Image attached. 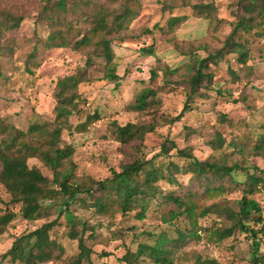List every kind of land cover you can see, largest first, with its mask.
I'll return each instance as SVG.
<instances>
[{
	"label": "rangeland",
	"instance_id": "374dc122",
	"mask_svg": "<svg viewBox=\"0 0 264 264\" xmlns=\"http://www.w3.org/2000/svg\"><path fill=\"white\" fill-rule=\"evenodd\" d=\"M104 2L110 3L107 0ZM240 2L241 0H142L141 13L131 23L127 32L128 39L113 43L118 62L117 73L121 80L110 84L102 80L103 61L96 56L93 48L79 52L71 47H45L44 42L50 28L39 20L43 0H0V22L9 16L22 17L17 29L0 36V118L21 132H26L35 123L51 126L55 115V83L59 78L75 75L82 82L78 86L79 114L77 119H73L72 127L86 122L88 116L97 115L99 119L89 121L81 132L73 129L62 131L60 145H69L74 150L67 170L75 168L78 178L102 181L112 178L114 174L121 172L123 165L137 158L150 161L155 166L172 161L180 168L185 167L189 160L176 156L175 150H171L169 156L161 155L160 146L164 140L169 139L176 144L177 149L189 151L197 160L210 158L211 161L219 160L229 167L237 165L239 170L233 178L238 184L229 183L228 178L224 177L221 180L224 184L223 191L203 195L190 174L180 173L176 175V185L171 186L165 181L157 184L162 192L167 194L177 190V194L182 195L197 191L200 195L196 196L195 201L199 206L228 205L235 210L244 188V171L253 173L254 167L264 170V153H257L253 149L258 141L264 139V35L260 38L240 35L242 41L247 39L250 43L247 66L252 73L249 78H244L246 70L240 69L236 61L237 54H226L211 69L214 73L213 90L230 89L233 98L240 100L239 103L234 104L228 96H219L216 91L209 90L208 97H196L190 102V112H185L178 121L158 125L141 143L120 144L115 139L114 125L150 121L149 114L132 112L127 107L133 102L136 93L147 86L157 92L160 114L170 119L179 116L187 101L188 86L182 82L183 77L177 74L169 75L170 83H164L167 68L174 69L186 59L176 48L204 46L206 49L196 54L201 58L210 52L221 50L233 25L242 14ZM195 4H213L215 16L225 23L216 31L211 30L205 18H197L192 14L191 6ZM67 6L72 11L77 6V0H68ZM171 15L188 16L176 33L178 45L167 42L161 31ZM67 18L76 17L69 14ZM90 27V21L76 23L70 36L71 44L79 39V33H84ZM262 30L261 26L256 28L257 32ZM151 45L155 57L140 53L141 48ZM152 69L157 72L154 80H150ZM228 69L238 72L241 83H229ZM246 82L248 83L244 86ZM221 114L230 123L220 122ZM221 139L222 148L213 149ZM28 140L36 144L30 137ZM241 144L244 145V152H239L238 146ZM27 162L30 167L37 166L49 180L52 179V172L44 164L36 159H29ZM248 198L259 204L264 220V195L256 193ZM9 201L10 195L0 184V216L6 208L16 214L6 232L0 235V255L6 253L20 236L62 214L61 224L53 228L50 237L61 245L63 254L60 260L43 264H69L78 254L77 241L71 240L66 234L72 220L86 222V229L93 228L98 236L96 242L85 239V245L93 251L92 264H125L122 257L127 251L135 252L139 244H153L159 234H165L172 241L177 238V228H188L183 217L175 219L172 225L159 221L160 214L175 210L172 204L163 205L158 211H149L144 222L135 220L134 213L126 217L119 213L113 217H98L91 207H83L79 202L72 203L65 213L61 208H52L42 220L28 222L21 217L18 207ZM220 220L213 214L199 220L198 224L204 228H216L221 226ZM131 226L136 229L126 231L124 235L113 233L116 228ZM250 226L255 229L260 227L259 224L252 223ZM81 229L76 226L79 234ZM200 234V240L189 239L175 250L173 264H198L204 260H213L216 264H255L251 255L252 236L237 231L230 238L216 242L209 239L207 232L201 231ZM88 235L87 230L84 238ZM257 238L260 241L259 256H264V235L258 233ZM254 240L257 242V239ZM3 264L10 263L4 261ZM138 264L153 263L143 260Z\"/></svg>",
	"mask_w": 264,
	"mask_h": 264
},
{
	"label": "trees",
	"instance_id": "16d2710c",
	"mask_svg": "<svg viewBox=\"0 0 264 264\" xmlns=\"http://www.w3.org/2000/svg\"><path fill=\"white\" fill-rule=\"evenodd\" d=\"M77 0V6L70 11L67 6L68 0H43V7L39 20L50 28L49 34L44 42L47 49H64L71 47L75 51L86 52L90 48L96 51V56L103 61L102 80L115 84L121 80L117 73V57L113 49V43L128 39L127 32L131 23L141 13L142 0ZM116 5V6H115ZM171 7V5L169 6ZM192 14L197 18H205L209 28L216 31L225 22L215 16L213 4H195L191 6ZM241 16L233 25L231 32L221 50L210 52L201 58L197 54L205 50L204 46H189L186 49L176 48L181 56L186 59L178 67L166 70L164 83H170L169 75L183 77L182 82L188 86L187 101L183 111L176 118L170 119L158 112L159 102L157 92L153 88L144 87L139 90L133 102L128 104V109L139 114H149L148 123H127L123 126L114 125L115 139L122 145L131 142L144 141L147 134L154 132L158 125H166L178 121L185 112H190L192 102L196 97H208V92L216 91L219 96H228L229 100L237 104L239 99L232 96L230 89H217L214 87L213 66L224 58L226 54H237L236 61L246 70L249 78L252 70L247 66L250 55V43L242 39L240 35H252L262 37L264 35V0H241ZM71 12V13H70ZM73 14L76 18L68 19ZM188 19L186 15H171L167 18L165 26L161 27L162 34L167 42L178 45L177 31ZM22 17L9 16L0 22V36L6 32L17 29ZM81 21H90L91 27L84 33H79V39L71 44L70 36L74 25ZM263 27L261 32L256 28ZM140 53L145 56L155 57L153 46L143 47ZM89 60H86V64ZM229 83L238 85L241 78L238 72L228 69ZM157 78V72L151 70L150 80ZM81 79L75 75L59 78L54 87V120L51 126L46 124H32L26 132L16 130L7 125L0 118V184L10 195L9 203L17 206L21 217L28 222L42 220L48 216V210L61 208L67 212L70 205L79 202L83 207H91L93 213L98 217H113L116 213L126 217L130 213L138 222H144L149 211H158L163 205L172 204L175 210L159 215V221L165 225H172L178 217H183L188 223V228L176 229L177 238L169 240L165 234L156 236L153 244H139L135 252L127 251L122 257L125 264H138L139 261L148 260L153 264H173V253L182 247L189 239L200 240L201 231L208 233L211 241H222L230 238L235 232L245 233L252 236L251 255L255 264H264V256H259L258 233L264 235V220L261 216L259 204L248 196L256 193L264 195V170L254 167L253 173H248L243 183L242 196L237 202V208L212 204L210 206H199L195 201L199 192H187L177 194V190L164 194L157 185L165 181L169 185H176V175L180 173L190 174L191 179L197 182L203 195L212 192L220 193L224 190L221 183L224 177L228 182L237 185L233 176L239 168L237 165L226 166L219 160L211 161L210 158L197 160L189 151L179 150L176 144L166 139L160 146L161 155L169 156L171 150L176 151V156L186 158L189 163L180 168L174 162H161L158 166L152 165L150 161L137 158L129 164L123 165L121 172L114 174L112 178L102 181L90 178H78L75 168H68L73 155L71 146L62 147L60 144L63 130L83 131L89 121L98 120V116H88L87 121L72 127L73 119L79 114L78 86ZM175 83V82H173ZM248 82L243 84L247 85ZM220 122H228L226 116L220 115ZM193 132V131H192ZM35 140V145L28 138ZM232 147L237 148L233 143ZM223 140L218 146H211L218 150L222 148ZM137 147V146H136ZM239 152H244V145L238 146ZM253 149L257 153H264V139L258 141ZM36 159L44 164L51 172L52 179L45 177L37 166H29L28 160ZM242 170V169H241ZM0 216V235L4 234L8 225L16 218V214L5 209ZM62 211L60 213H62ZM215 214L221 219L220 227L204 228L198 221L209 215ZM62 214L54 220L42 224L39 228L28 232L17 238L11 248L0 255V264L4 261L10 264H43L51 263L61 259L63 248L54 239L50 232L61 224ZM254 216H256L254 218ZM260 225L258 229L250 226ZM67 235L71 240L77 241L78 254L74 256L69 264H92L91 255L93 251L85 245V239L96 242L98 236L93 228L86 229V222L72 220ZM80 226V234L76 230ZM131 227L116 228L113 233L124 235L126 231H133ZM89 235L84 238L86 231ZM151 234H149L150 236ZM151 237V236H150ZM254 239H257L255 242ZM198 264H216L213 260H204Z\"/></svg>",
	"mask_w": 264,
	"mask_h": 264
}]
</instances>
